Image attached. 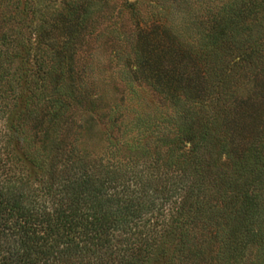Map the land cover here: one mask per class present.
<instances>
[{
    "label": "trees",
    "instance_id": "1",
    "mask_svg": "<svg viewBox=\"0 0 264 264\" xmlns=\"http://www.w3.org/2000/svg\"><path fill=\"white\" fill-rule=\"evenodd\" d=\"M45 7L0 0V264H264V135L220 97H172L136 70L127 96L86 98ZM81 121L102 126L97 152Z\"/></svg>",
    "mask_w": 264,
    "mask_h": 264
},
{
    "label": "rangeland",
    "instance_id": "2",
    "mask_svg": "<svg viewBox=\"0 0 264 264\" xmlns=\"http://www.w3.org/2000/svg\"><path fill=\"white\" fill-rule=\"evenodd\" d=\"M46 6L52 25L46 32L64 45V62L73 64L81 87L90 90L86 98L95 95L107 103L127 96L129 71L136 70L137 81L159 85L172 97L187 86L197 100L220 97V114L235 106L243 132L264 135V0H46ZM213 19L225 36L215 59L208 57L211 33L219 29L211 27ZM242 51H250L248 58ZM66 71L61 83L71 75ZM133 93L129 98L158 96L140 87ZM77 109L70 114L92 111ZM77 125L85 129L83 152L100 150L102 126Z\"/></svg>",
    "mask_w": 264,
    "mask_h": 264
}]
</instances>
